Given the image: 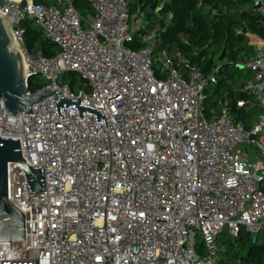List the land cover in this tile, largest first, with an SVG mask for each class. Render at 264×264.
Here are the masks:
<instances>
[{"label":"built area","instance_id":"built-area-1","mask_svg":"<svg viewBox=\"0 0 264 264\" xmlns=\"http://www.w3.org/2000/svg\"><path fill=\"white\" fill-rule=\"evenodd\" d=\"M86 1L91 12L82 14L73 0H0L27 94L28 79L40 76L41 89L79 98L106 121L80 119L73 107L58 117L52 97L12 115L0 98V137L18 139L45 183L30 192L22 168L7 164V199L24 215L25 237L0 242V264H217L221 234L264 230V37L253 35L252 54L234 63L250 78L232 89L251 98L232 106L220 96L206 113L204 89L220 70L204 76L198 49L191 58L175 46L157 55L160 30L147 25L141 2L131 13L129 0ZM250 8L264 30V0ZM26 20L36 21L51 55L25 46ZM136 37L142 46L132 49ZM64 72L78 73L88 90L74 93L60 82ZM254 106L250 129L235 123L232 108Z\"/></svg>","mask_w":264,"mask_h":264},{"label":"trees","instance_id":"trees-1","mask_svg":"<svg viewBox=\"0 0 264 264\" xmlns=\"http://www.w3.org/2000/svg\"><path fill=\"white\" fill-rule=\"evenodd\" d=\"M33 1L36 4L45 5L54 3L53 0ZM138 2H141L146 10L147 25L158 27L160 30V48L172 52L173 46H175L181 54L189 57L193 49H198L197 60L203 57L206 49L210 47L212 56L219 57L222 54L223 58L228 55L229 65H234L237 59L244 60L252 54L251 47L246 43L247 37L243 34L244 29L249 34L264 37L263 27L258 24V15L250 8L254 4V0H129L131 13L136 11ZM73 4L82 14L91 12L90 4L86 0H73ZM153 5L160 6L157 13L151 9ZM167 14L172 15L168 22L165 21ZM33 22L34 20L24 22L26 35H28L25 46L30 50L34 47L41 49L45 56L51 55L52 45L44 40L39 30L32 28ZM184 40L187 43H184ZM129 46L132 49H137L142 44L136 37L132 43H129ZM212 62L213 58L205 62L206 69ZM235 67L241 69L238 66ZM226 79L227 75L218 80L214 90L221 93L228 92L224 96L230 100L233 91L224 81ZM80 81L83 83L84 79L80 77ZM45 85L46 83L35 86L31 78L28 79V91L31 93ZM70 87L71 89L73 87L71 82ZM239 95V97L233 96L235 98L245 97V93L239 92ZM235 98L230 102L232 106ZM232 111H240V114L245 113L244 108L240 110L232 108ZM243 234L241 230L235 238V241H241L240 244L235 245L230 240H222L223 254H226L228 249L235 248L231 264H264V241L258 244L257 237L253 240L252 237L245 235L247 232Z\"/></svg>","mask_w":264,"mask_h":264},{"label":"water","instance_id":"water-1","mask_svg":"<svg viewBox=\"0 0 264 264\" xmlns=\"http://www.w3.org/2000/svg\"><path fill=\"white\" fill-rule=\"evenodd\" d=\"M262 0H254L255 8ZM154 9V5L151 7ZM246 33V30H243ZM222 54L219 60L222 59ZM190 71L196 70L195 59L187 65ZM24 64L21 52L14 47L11 27L0 13V98L6 110L15 115L17 112L31 113V106L43 98L52 97L58 117H62L61 107H73L78 118L83 112L93 114L95 123H106L103 113L93 107L81 105V100L64 98L60 91L45 88L27 94L25 88ZM16 162L24 171L27 189L30 192L42 191L44 186L43 166L31 167L22 158L18 139L0 137V242H22L25 237L24 215L7 199V164ZM258 188L264 193V179L258 182Z\"/></svg>","mask_w":264,"mask_h":264},{"label":"rangeland","instance_id":"rangeland-1","mask_svg":"<svg viewBox=\"0 0 264 264\" xmlns=\"http://www.w3.org/2000/svg\"><path fill=\"white\" fill-rule=\"evenodd\" d=\"M32 28L33 29H37L40 31V29L37 26L36 21H34L32 23ZM41 33V31H40ZM42 35V33H41ZM28 35L25 36V40L27 39ZM160 46V40H158L157 42V46H156V53L157 55L160 54V51L162 48L159 47ZM38 48L34 47L32 49V51H37ZM191 55V54H189ZM189 57V56H187ZM220 57V56H219ZM218 56H212L211 53V48L208 47L206 49V52L204 53L202 60L198 59L197 63L199 65V69L202 72V74L204 76H208L210 73H212L213 71H215L216 69L220 70V73L216 76L217 80H220L223 76L226 77L227 75V79L224 80L226 81V83L228 84L229 88L234 92H232V95L230 96V102L233 98H235L233 95L235 96H240L239 95V90H233L232 86H234L237 82H241V81H245L247 79L250 78V72L244 68L241 69H237L234 65H229L230 59L229 56L226 55L225 57H223L221 60H219ZM191 58V56L189 57ZM213 58V62L210 65V67L208 69H206L205 66V62L210 59ZM154 70L158 71L159 70V65H155L154 66ZM80 75L76 72H64L60 75V82L61 83H68L70 85V82L73 84L72 87V91L74 93H78L80 90L83 91H87L88 88L86 86L85 81L83 83H81L80 81ZM31 81L35 84V86H41L43 84L46 83V81L40 77V76H34L33 78H31ZM215 85H211L208 84L205 89H204V93L207 95V99L204 102V108H205V112H208V108L212 107L215 109V112L217 110V105H216V100L218 98H220V96L222 95L221 92L214 90ZM228 94L225 93V95ZM245 97H249L251 98L248 94H245ZM243 97V98H245ZM245 113L240 114V111H232L234 117H235V123L238 125H243L245 129H250L252 127L253 121L256 119V117L258 116V112H259V108L257 106L254 107H245L244 108ZM240 115H242L240 117ZM246 231L244 229H242V234L245 233ZM244 235V234H243ZM249 237H257V243L261 244L264 241V230L256 235H251L249 233L245 234ZM253 239V238H252ZM222 240H230L233 244H240L241 241L236 239H231L228 238L227 235L225 233L221 234L219 236L218 239V244H219V254H218V258H217V264H231L232 263V256H233V252L235 248H231L227 250L226 254H223L224 251V246L221 245V241ZM196 241H197V245H198V251H201L203 246L201 244L200 238L197 236L196 237ZM235 241V242H234Z\"/></svg>","mask_w":264,"mask_h":264},{"label":"crops","instance_id":"crops-1","mask_svg":"<svg viewBox=\"0 0 264 264\" xmlns=\"http://www.w3.org/2000/svg\"><path fill=\"white\" fill-rule=\"evenodd\" d=\"M154 7H155V6H154ZM249 35H250L251 37H247V38H246V39H247V40H246V43H247L248 46H250V45H249V42L252 41V39L254 38V37H253V34H249ZM250 47H251V46H250ZM251 49H252V48H251ZM237 83H238V82H237ZM237 83H236L234 86H236ZM234 86H232V88H233ZM224 95H225V93L222 92L221 97H224ZM225 97H226V96H225Z\"/></svg>","mask_w":264,"mask_h":264},{"label":"bare ground","instance_id":"bare-ground-1","mask_svg":"<svg viewBox=\"0 0 264 264\" xmlns=\"http://www.w3.org/2000/svg\"><path fill=\"white\" fill-rule=\"evenodd\" d=\"M14 47H15V44H14Z\"/></svg>","mask_w":264,"mask_h":264}]
</instances>
